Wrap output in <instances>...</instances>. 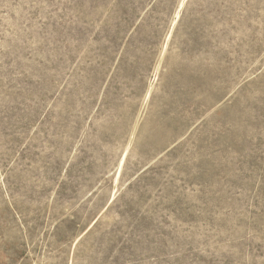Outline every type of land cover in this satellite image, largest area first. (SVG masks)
<instances>
[{
  "label": "rangeland",
  "instance_id": "obj_1",
  "mask_svg": "<svg viewBox=\"0 0 264 264\" xmlns=\"http://www.w3.org/2000/svg\"><path fill=\"white\" fill-rule=\"evenodd\" d=\"M0 264H264V0H0Z\"/></svg>",
  "mask_w": 264,
  "mask_h": 264
},
{
  "label": "bare ground",
  "instance_id": "obj_2",
  "mask_svg": "<svg viewBox=\"0 0 264 264\" xmlns=\"http://www.w3.org/2000/svg\"><path fill=\"white\" fill-rule=\"evenodd\" d=\"M123 156H124V155H123ZM122 158H123V157H122ZM124 159H125V158H124ZM121 164L123 165V163H121ZM120 166H121V165H120ZM120 166H119V167H120ZM113 196H114V195H113ZM112 201H113V200H112Z\"/></svg>",
  "mask_w": 264,
  "mask_h": 264
}]
</instances>
